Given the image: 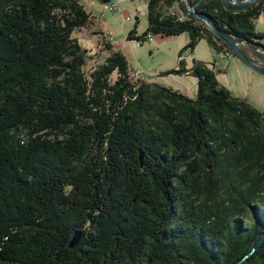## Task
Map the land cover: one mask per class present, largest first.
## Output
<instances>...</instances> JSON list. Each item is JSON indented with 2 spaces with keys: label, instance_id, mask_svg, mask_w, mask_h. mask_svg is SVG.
I'll list each match as a JSON object with an SVG mask.
<instances>
[{
  "label": "trees",
  "instance_id": "1",
  "mask_svg": "<svg viewBox=\"0 0 264 264\" xmlns=\"http://www.w3.org/2000/svg\"><path fill=\"white\" fill-rule=\"evenodd\" d=\"M146 1L127 39L187 33L164 74L196 77L195 98L135 82L110 42L87 76L81 0H0V264H237L264 233V113L182 57L201 39L234 53L187 15L199 0ZM196 11L264 61V0ZM241 264H264V242Z\"/></svg>",
  "mask_w": 264,
  "mask_h": 264
},
{
  "label": "rangeland",
  "instance_id": "2",
  "mask_svg": "<svg viewBox=\"0 0 264 264\" xmlns=\"http://www.w3.org/2000/svg\"><path fill=\"white\" fill-rule=\"evenodd\" d=\"M81 2L84 3L87 11L92 10L101 22L98 26L92 19L86 27L73 33V37L77 38L86 50H89L84 66V73L87 76L99 63H103L110 56V52L105 50V44L112 40L114 49L120 50L125 55L131 73L130 77L135 82H155L178 90L190 98L196 97L198 90L196 77L188 73L164 74L178 67L179 52L188 43L187 33L178 36L151 35L152 39L145 42L136 39L126 41L128 33L135 26L139 35L148 27L146 0H120L115 11H105L103 5L106 2L94 0L93 6H90L89 0H81ZM171 11L177 14L182 13L177 5ZM255 26L258 32L264 31V16L255 21ZM262 44L264 45V39H262ZM248 53L253 58L255 56L256 62L264 65V61L259 56L257 57L250 50ZM183 59L188 68L192 66L193 59L205 62L216 71L221 86L227 88L233 96L246 99L252 106L264 113V75L245 64L236 55L227 57L222 52L217 53L205 39H201L192 52L190 49L184 52ZM116 78L117 74L113 73L112 81ZM246 222L249 225L252 224L251 219Z\"/></svg>",
  "mask_w": 264,
  "mask_h": 264
},
{
  "label": "water",
  "instance_id": "3",
  "mask_svg": "<svg viewBox=\"0 0 264 264\" xmlns=\"http://www.w3.org/2000/svg\"><path fill=\"white\" fill-rule=\"evenodd\" d=\"M102 2H109L110 0H100ZM204 0H199L196 4H194L191 7H188L187 15L196 18L201 24L206 26L207 29L212 31L215 36L220 38L223 42H225L232 50L234 55L241 59L245 64H248L251 68L256 70L257 72L264 75V67H261L260 65L256 64L250 57H248L243 51L242 46L244 43L242 41H238L222 30H220L214 22L209 18L208 15L204 13H200L196 11L197 6H199ZM224 4V6L230 10L234 11H240L248 8L249 6H252L254 3H256L258 0H221ZM140 159L142 160V155L140 156ZM81 238L80 234H75L73 239L71 240L69 247L74 248L79 240ZM264 242V233H261L257 239V241L254 242L252 249L249 251V253L242 258L237 264L243 263L249 256L253 255L262 245Z\"/></svg>",
  "mask_w": 264,
  "mask_h": 264
},
{
  "label": "built area",
  "instance_id": "4",
  "mask_svg": "<svg viewBox=\"0 0 264 264\" xmlns=\"http://www.w3.org/2000/svg\"><path fill=\"white\" fill-rule=\"evenodd\" d=\"M118 1H120V0H110L108 3L103 5L104 9L105 10H114L116 8ZM171 14L176 15L175 12H173V11H171ZM185 18H186L185 14L181 13L178 15V19H180V20H184ZM149 39L151 40L152 37L150 36ZM226 55H227V57H230V54H226ZM135 76H137V73H135Z\"/></svg>",
  "mask_w": 264,
  "mask_h": 264
},
{
  "label": "crops",
  "instance_id": "5",
  "mask_svg": "<svg viewBox=\"0 0 264 264\" xmlns=\"http://www.w3.org/2000/svg\"><path fill=\"white\" fill-rule=\"evenodd\" d=\"M94 0H89V3H90V6H93V4H94V2H93ZM98 1V0H97ZM98 2H100V1H98ZM100 4V3H99ZM105 10V9H104ZM106 11V10H105ZM112 11H115V10H112ZM88 12L91 14V17H90V21L93 19V21H95L96 23H97V25L99 26V23L101 24V22H99V20H98V18L93 14V11L92 10H90V9H88ZM261 16H264V15H261ZM260 16V17H261ZM259 17V18H260ZM127 19V18H126ZM104 20V19H103ZM92 22V21H91ZM103 30V29H102ZM105 30V29H104ZM103 30V31H104ZM126 41H128V39L126 38ZM188 41H189V38H188ZM187 41V42H188ZM107 42H110V41H107ZM112 43V40H111V42H110V44ZM183 57V56H182ZM250 57H252L251 55H250ZM256 62V61H255ZM258 64H260L259 62H257ZM260 65H262L263 67H264V65L263 64H260Z\"/></svg>",
  "mask_w": 264,
  "mask_h": 264
},
{
  "label": "bare ground",
  "instance_id": "6",
  "mask_svg": "<svg viewBox=\"0 0 264 264\" xmlns=\"http://www.w3.org/2000/svg\"><path fill=\"white\" fill-rule=\"evenodd\" d=\"M240 1H242V0H240ZM108 3V2H107ZM150 37V36H149ZM149 37H148V39H149ZM152 37V36H151ZM112 39V38H111ZM150 40V39H149ZM245 45H243L242 46V50H243V47H244ZM257 52L258 53H260V54H263L264 53V51L263 50H257ZM226 54H230V56L231 55H233L232 53H230V52H224V55H226ZM248 57H250V55L248 56ZM254 62H255V60H254V58L253 57H250ZM256 64H258L257 62H255ZM258 65H260V64H258ZM261 67H263L262 65H260Z\"/></svg>",
  "mask_w": 264,
  "mask_h": 264
}]
</instances>
